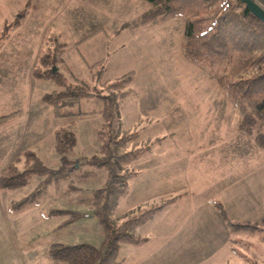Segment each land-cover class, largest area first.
I'll list each match as a JSON object with an SVG mask.
<instances>
[{
  "label": "rangeland",
  "instance_id": "1",
  "mask_svg": "<svg viewBox=\"0 0 264 264\" xmlns=\"http://www.w3.org/2000/svg\"><path fill=\"white\" fill-rule=\"evenodd\" d=\"M148 7L145 0H0V171L28 153L48 171L0 187V264H66L48 257L50 244L100 246L101 225L87 201L107 172L96 161L102 99L91 91L104 95L102 82L127 73L131 79L116 91L118 136L136 135L123 151H144L126 166L136 175L109 217L120 224L163 206L136 228L145 241L119 242L115 261L264 264V232L227 224L264 215V148L240 130L218 83L184 57L183 19L138 24ZM50 38L64 48L52 67L61 85L32 74ZM66 89L77 94L60 116L44 96ZM60 127L74 138L64 169L55 149Z\"/></svg>",
  "mask_w": 264,
  "mask_h": 264
},
{
  "label": "trees",
  "instance_id": "2",
  "mask_svg": "<svg viewBox=\"0 0 264 264\" xmlns=\"http://www.w3.org/2000/svg\"><path fill=\"white\" fill-rule=\"evenodd\" d=\"M145 1L149 7L140 14L137 23L181 17L184 21L181 44L184 57L218 83L239 114L240 130L251 134L255 144L264 148V23L253 16L239 0ZM215 4L214 10L198 16L199 11ZM49 40L53 44L47 45L39 53L32 74L37 78H52L61 85V78L52 72V67L63 60V44L51 38ZM127 74L102 82L99 91H105L104 95L99 96L96 91H91L102 99V123L97 133L100 158L96 161L105 165L107 177L104 185L92 193L87 204L101 225L102 242L99 247L52 243L47 254L53 260L64 261L66 264H119L114 259L119 242L137 245L145 241L137 236L136 228L163 206L137 210L120 224H115L109 217V213L127 194L129 180L136 175L135 171L128 170L126 166L144 151L143 148L123 151L136 135L127 133L118 136L119 106L116 91L131 79ZM76 94L66 89L60 93L46 94L44 100L54 106L57 115L62 116L60 107L68 102L67 98H73ZM82 94L90 95V91ZM107 127L105 136L104 129ZM54 138L55 149L61 154L64 169L66 164H70L65 153L74 144L72 131L60 127L55 131ZM18 167H22L21 173ZM43 173L48 171L33 154L28 153L23 160L9 163L0 171V187H20L28 182L32 174ZM35 198L36 193L30 194L13 204V207L19 209ZM227 224L232 231L264 232V215L254 222L227 220Z\"/></svg>",
  "mask_w": 264,
  "mask_h": 264
},
{
  "label": "water",
  "instance_id": "3",
  "mask_svg": "<svg viewBox=\"0 0 264 264\" xmlns=\"http://www.w3.org/2000/svg\"><path fill=\"white\" fill-rule=\"evenodd\" d=\"M246 9L258 20L264 23V0H239Z\"/></svg>",
  "mask_w": 264,
  "mask_h": 264
}]
</instances>
